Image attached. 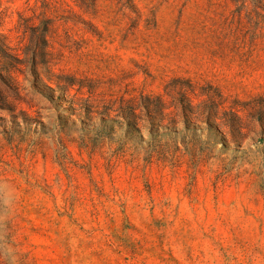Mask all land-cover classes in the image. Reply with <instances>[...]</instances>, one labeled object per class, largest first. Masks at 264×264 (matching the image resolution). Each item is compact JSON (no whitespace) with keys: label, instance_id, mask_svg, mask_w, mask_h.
Here are the masks:
<instances>
[{"label":"rangeland","instance_id":"374dc122","mask_svg":"<svg viewBox=\"0 0 264 264\" xmlns=\"http://www.w3.org/2000/svg\"><path fill=\"white\" fill-rule=\"evenodd\" d=\"M0 0V264H264V0Z\"/></svg>","mask_w":264,"mask_h":264},{"label":"trees","instance_id":"16d2710c","mask_svg":"<svg viewBox=\"0 0 264 264\" xmlns=\"http://www.w3.org/2000/svg\"><path fill=\"white\" fill-rule=\"evenodd\" d=\"M94 1V0H92ZM127 2L129 3L127 5V9L130 10L131 12L135 13L137 16H139V11L137 9V7L135 6V4L132 2V0H127ZM253 3H257L256 7H262V0H252ZM88 2L87 0H78V6L80 8H87L88 6ZM264 17V16H263Z\"/></svg>","mask_w":264,"mask_h":264},{"label":"clouds","instance_id":"9594fccd","mask_svg":"<svg viewBox=\"0 0 264 264\" xmlns=\"http://www.w3.org/2000/svg\"><path fill=\"white\" fill-rule=\"evenodd\" d=\"M10 264H14V262H10Z\"/></svg>","mask_w":264,"mask_h":264}]
</instances>
